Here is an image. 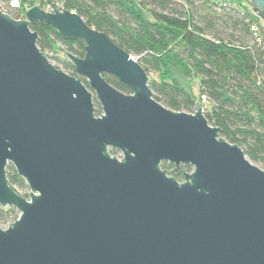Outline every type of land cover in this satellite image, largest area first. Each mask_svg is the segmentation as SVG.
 I'll use <instances>...</instances> for the list:
<instances>
[{
  "label": "water",
  "instance_id": "95a60500",
  "mask_svg": "<svg viewBox=\"0 0 264 264\" xmlns=\"http://www.w3.org/2000/svg\"><path fill=\"white\" fill-rule=\"evenodd\" d=\"M251 1L264 21V0ZM50 6L22 19L0 8V208L20 213L0 226V264H264V169L201 102L165 107L136 57ZM40 21L85 42L83 57L67 52L80 76L41 50ZM163 162L192 170L179 181ZM9 165L28 197L9 184Z\"/></svg>",
  "mask_w": 264,
  "mask_h": 264
},
{
  "label": "trees",
  "instance_id": "16d2710c",
  "mask_svg": "<svg viewBox=\"0 0 264 264\" xmlns=\"http://www.w3.org/2000/svg\"><path fill=\"white\" fill-rule=\"evenodd\" d=\"M9 0H0L8 7ZM22 8L50 3L75 11L86 22L106 32L121 48L138 59L150 77L149 86L165 107L195 112L205 106L210 124L222 129L221 136L244 149L247 157L264 168V25L250 0H21ZM134 3L149 13L136 11ZM22 18V9L8 11ZM254 25L259 27L256 32ZM39 33L38 45L46 54L57 45L78 57L85 55L82 39L66 40L57 29L40 21L31 24ZM59 68V67H58ZM65 71L78 76L71 62ZM157 74V78L153 75ZM196 79L199 95L177 78ZM105 77L124 93L131 90L115 76ZM83 81L86 83V79ZM96 114L101 115L97 104ZM118 150L112 149L111 153ZM168 168V163H163ZM179 181L184 175L170 172ZM9 184L23 196L29 187L12 165L7 167ZM19 217L14 207L0 208V225Z\"/></svg>",
  "mask_w": 264,
  "mask_h": 264
},
{
  "label": "rangeland",
  "instance_id": "374dc122",
  "mask_svg": "<svg viewBox=\"0 0 264 264\" xmlns=\"http://www.w3.org/2000/svg\"><path fill=\"white\" fill-rule=\"evenodd\" d=\"M228 3L230 2L231 4H236L238 1L237 0H227ZM25 4L27 5L26 7H28V9L30 8V5L28 2H25ZM36 5H39V3H36ZM58 7H62L61 4H57ZM42 7V6H41ZM43 9L47 10V11H50L51 9L48 7V6H45V7H42ZM136 11L138 12H144L145 16L149 17L150 18V15L148 12H146L143 8L139 7L138 4H135L134 3V7H133ZM23 10H26V8H24ZM25 11H23L24 13ZM263 25H264V22H263ZM67 52H69L67 50V46L65 45H57V48L56 50H54L53 52H49L47 54V56L49 57L50 61L56 66V67H59L60 69L64 70L65 71V68H64V62H70L69 61V58L67 57ZM80 76V75H78ZM157 74H154L153 75V78H157ZM177 78L180 80V82L186 86H189V87H192L193 88V91L195 92V94L198 96V99H200V95H199V84H197V80L196 79H185L181 74H177ZM202 103V102H201ZM97 104H99V102L96 100L95 101V105H96V110L98 109L97 108ZM203 104V103H202ZM205 107V106H204ZM102 108H101V113H102ZM112 155H115L117 156L119 159H121L123 157V154L118 150L117 153H112ZM254 163V162H253ZM256 164V163H254ZM172 164L171 163H168V168H165L167 169L168 171H170L173 166H171ZM257 166H260L262 169L263 166L262 164L258 163L256 164ZM187 172H191V171H187ZM181 180H184V177L180 179ZM6 209V208H4ZM20 214V213H19ZM10 225V224H9ZM2 228H7L8 225H0Z\"/></svg>",
  "mask_w": 264,
  "mask_h": 264
},
{
  "label": "built area",
  "instance_id": "2783aa9c",
  "mask_svg": "<svg viewBox=\"0 0 264 264\" xmlns=\"http://www.w3.org/2000/svg\"><path fill=\"white\" fill-rule=\"evenodd\" d=\"M251 1V0H250ZM27 6V5H26ZM48 7L51 9L50 11H52V7L50 5H48ZM0 8L4 11V12H7L10 10V9H14V10H17V9H22V2L21 0H9L8 1V7L3 4L2 2H0ZM26 10H23L25 11L22 15V18H25V14H26V11L28 10V7H25ZM20 18V19H22ZM254 30L257 32L259 30V27L254 25Z\"/></svg>",
  "mask_w": 264,
  "mask_h": 264
},
{
  "label": "flooded vegetation",
  "instance_id": "af4514ba",
  "mask_svg": "<svg viewBox=\"0 0 264 264\" xmlns=\"http://www.w3.org/2000/svg\"><path fill=\"white\" fill-rule=\"evenodd\" d=\"M163 163H168V162H163ZM163 163H162V167L164 166ZM173 165L174 164H172L171 166H173ZM165 170L167 171L168 174L170 172H175V173H178V174L181 172L185 176L184 172L191 171L192 170V165L190 166V165L182 164L179 169L174 165L173 168L170 171H168L167 169H165ZM29 192H30V189L27 192L28 193V196H29ZM28 196H25V197H28Z\"/></svg>",
  "mask_w": 264,
  "mask_h": 264
},
{
  "label": "crops",
  "instance_id": "0c3cea01",
  "mask_svg": "<svg viewBox=\"0 0 264 264\" xmlns=\"http://www.w3.org/2000/svg\"><path fill=\"white\" fill-rule=\"evenodd\" d=\"M238 1V0H237Z\"/></svg>",
  "mask_w": 264,
  "mask_h": 264
}]
</instances>
